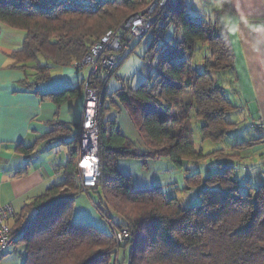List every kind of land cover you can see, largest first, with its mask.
Instances as JSON below:
<instances>
[{"label": "trees", "instance_id": "obj_1", "mask_svg": "<svg viewBox=\"0 0 264 264\" xmlns=\"http://www.w3.org/2000/svg\"><path fill=\"white\" fill-rule=\"evenodd\" d=\"M225 1L221 0L223 7ZM146 3L0 0V21L25 30L22 47L11 54L17 61L33 62L39 81L49 76L51 67L81 59L95 40L118 28ZM185 7L184 0H166L153 9L152 22L138 38L146 43L142 57L155 61L152 72L136 87L123 82L113 90L129 109L149 149L139 151L119 131L115 120L105 115L103 102L97 181L81 187L78 130L66 141L69 155L59 180L27 203L11 225L15 243L24 252L22 264H118L120 247L128 250V264H264V183L243 186L232 157L225 158L230 155L227 151L204 152L193 137V118L198 119L202 139H223L234 127L228 114L235 106L211 74V70L233 71L234 53L218 14L192 16ZM120 34L125 46L130 38L125 30ZM202 48L204 69L192 65L195 51ZM111 72L91 77L90 86L101 91L103 98ZM84 86L85 79L51 95L61 102L83 93ZM18 149L28 153L32 147ZM157 156L185 171V187L198 190V202L182 205L158 186L135 189L117 166L119 157ZM207 157H213L218 166L203 173L199 163ZM89 189L98 195L93 202L112 226L111 233L73 219L75 197ZM26 220L31 223L24 231L14 229ZM124 228L127 233L119 241L116 232Z\"/></svg>", "mask_w": 264, "mask_h": 264}, {"label": "crops", "instance_id": "obj_2", "mask_svg": "<svg viewBox=\"0 0 264 264\" xmlns=\"http://www.w3.org/2000/svg\"><path fill=\"white\" fill-rule=\"evenodd\" d=\"M215 2L212 13H194L192 16L218 14L225 25L234 53L233 71L226 72L228 76L223 81L219 79L235 106L228 117L236 127L241 122L239 113L243 112L249 124L259 129L260 134L254 138L262 141L264 147V0H226L224 7L221 0ZM24 37L25 30L0 21V205H11L15 216L10 225H14L15 217L21 214L27 203L44 194L59 180L69 155L66 141L72 139L80 128L84 107L82 93L56 102L51 92L79 85L87 75L85 66L76 70L70 68L71 65L53 66L47 78L36 81L34 63L17 61L11 54L22 47ZM200 55L203 61L204 48ZM185 95L189 96L187 92ZM104 106L105 115L115 120L119 131L139 151H147L149 147L118 95L106 93ZM233 111L235 113L230 116ZM198 125L193 122L194 144L202 148L196 143L198 137L202 140ZM20 146L32 147V150L25 153L18 149ZM219 148L226 152L227 145ZM231 160L234 165L246 164L247 170L253 163L248 156L239 154ZM259 160L264 163V155ZM117 166L121 173L130 177L135 189L158 186L166 195L176 196L182 205L200 199L198 190L185 187V171L168 158L119 157ZM254 180L251 185L264 181V176L259 174ZM89 192L85 191L89 194L87 197L83 191L75 197L73 217L76 214L84 223L105 226ZM34 213L32 210L31 214ZM4 254L6 251L0 252V259Z\"/></svg>", "mask_w": 264, "mask_h": 264}, {"label": "rangeland", "instance_id": "obj_3", "mask_svg": "<svg viewBox=\"0 0 264 264\" xmlns=\"http://www.w3.org/2000/svg\"><path fill=\"white\" fill-rule=\"evenodd\" d=\"M151 1L152 0H147L146 5L142 6L141 9H139L138 11L146 9L148 5L151 3ZM185 1L187 4V13L190 15H193L194 13H198L199 15L201 14L206 15L208 13H212V7L216 6L215 0H185ZM145 48H146L145 39L139 41L138 38H134V39H129L125 43V46L123 45L121 46L120 50L115 51V55L117 56L116 64L117 63L118 64L117 66L115 65L116 67L113 68V72H111L112 74L107 82L108 95L112 93L113 90L118 88L123 82L127 83L129 86L136 87L139 83L147 79L148 75L152 72V69L155 65V61L154 60L150 61V59L148 58L144 59L142 57ZM131 49L132 51H130ZM200 54H201V49H197L193 56L192 64L197 68L204 69L205 64L204 61L201 60L202 56ZM72 64L70 68L76 70V68L73 67ZM211 74L218 81V83L220 81L219 79L223 81L228 76V73L226 72H217L214 70H211ZM84 102H85V98H84ZM234 113H235L234 111L230 113V116H233ZM242 113L243 112L239 113L241 122L236 127H234V129H231L230 133L223 139L221 138L219 140H214V141L209 139H202L204 140L202 142V140L200 141V137H198L197 135L195 136L196 138L198 137L196 139V143L197 145H199L198 147H202V150L204 152L214 151L216 149H220L219 147L221 146L227 145L226 151L230 155H225V158L227 159L231 158L234 156L233 154L235 153L239 154L240 156H248L253 161L252 165L248 170L246 169L247 168L246 164L237 163L236 165V175L240 179V181H242L243 183L242 185L245 186L248 184L246 183V180L249 181L250 184L253 183V181H255L254 179H256V177L259 174L264 176V163L263 162L261 163L259 160V158H261V155H264L263 153L261 154V151L263 150L264 147L262 141H258L254 138V136L257 137L260 134L259 129H256L255 127H253L252 124H249L247 117ZM193 122L194 124H196V122L198 123V119L193 118ZM196 131L197 130L195 126V132ZM252 136L255 140L251 139ZM242 140H251L254 143L241 147L235 145L236 143H240ZM200 142H202V144H200ZM234 161L236 162V160ZM240 161H243V159L240 158ZM199 164L203 173L207 172L208 168L213 169L218 166L216 165V160L214 161V159L213 158L210 159V157L203 159ZM256 173H258L257 176H255ZM261 183H264V181L255 182L254 184L256 187H258ZM89 191H90L89 192L90 195L93 196L92 199H95L97 201L98 195L93 193L91 190ZM83 192L86 195V197L89 196L88 193H85V191ZM96 212L98 216L101 217L102 219V225H105L98 227L111 233L113 230L112 226L105 218L101 216L98 210H96ZM73 218L76 222L77 221L84 222L76 214H74ZM93 225L97 226V224H93ZM23 253L24 252L22 249V245L16 242L14 243L13 246H11L6 250V254H4L0 259V264H22ZM116 257L118 260V264H128V250L125 249L124 247H120Z\"/></svg>", "mask_w": 264, "mask_h": 264}, {"label": "built area", "instance_id": "obj_4", "mask_svg": "<svg viewBox=\"0 0 264 264\" xmlns=\"http://www.w3.org/2000/svg\"><path fill=\"white\" fill-rule=\"evenodd\" d=\"M166 0H152L144 10L131 14L118 28L107 30L95 40L81 59L73 62L75 68L87 67L83 96L85 98L82 120L79 128V178L82 188L95 185L99 173L98 160V124L100 111L104 101L102 92L90 86L91 77L98 73L110 72L116 62V50L121 48V30L127 31V37L140 38L152 22L153 9L163 5ZM264 124V122H263ZM14 212L10 204L0 205V252L6 251L15 243V235L11 234L10 220ZM31 223L26 220L14 226V229L24 231ZM124 228L116 232V238L121 241L126 235Z\"/></svg>", "mask_w": 264, "mask_h": 264}]
</instances>
